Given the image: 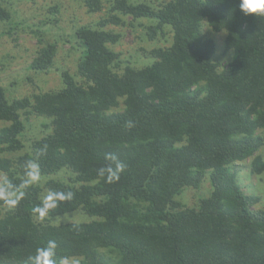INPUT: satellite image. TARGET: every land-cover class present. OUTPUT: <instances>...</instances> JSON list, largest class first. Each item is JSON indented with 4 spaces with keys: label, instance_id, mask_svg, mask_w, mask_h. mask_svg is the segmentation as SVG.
Wrapping results in <instances>:
<instances>
[{
    "label": "trees",
    "instance_id": "obj_1",
    "mask_svg": "<svg viewBox=\"0 0 264 264\" xmlns=\"http://www.w3.org/2000/svg\"><path fill=\"white\" fill-rule=\"evenodd\" d=\"M35 1L0 0L3 32L37 40L30 70L50 72L59 44L78 58L55 89L16 96L0 84V174L18 183L25 161L41 167L16 209L0 201V264H29L50 240L56 264H264V193L233 171L248 163L264 183V18L239 0H73L103 17L57 40L62 5ZM29 2L36 23L17 18ZM127 18L170 41L148 62L125 58L107 27ZM108 154L126 164L112 183L97 174ZM49 191L74 198L41 220L32 209Z\"/></svg>",
    "mask_w": 264,
    "mask_h": 264
},
{
    "label": "rangeland",
    "instance_id": "obj_2",
    "mask_svg": "<svg viewBox=\"0 0 264 264\" xmlns=\"http://www.w3.org/2000/svg\"><path fill=\"white\" fill-rule=\"evenodd\" d=\"M35 3L38 4V7L39 5H53L56 3L62 5L59 27L55 26L49 32V35L55 36L57 40L63 38L65 33L68 34L75 22H78L79 25H85L98 21L103 17L101 13L88 15L86 10L73 0H37ZM102 3L104 9L107 10L110 8L109 4L111 0H102ZM18 6H20L21 12H19L17 18L20 21L30 24L37 22L36 14L32 15L34 12L33 8L37 7L33 6L32 2L27 3V6H24V4ZM39 18L41 19V16L38 17V20ZM130 21L131 19L127 18L123 26L110 25L107 27V29L121 35L119 44L113 47V50L121 53L125 58L138 59L139 63L148 62V53L157 46H166L170 38L167 36V40L162 41L160 36L161 41L153 43L154 41L147 39L142 26ZM27 30L26 28L23 29V27L19 28L13 33V36L9 37L3 32V26L0 25V84L8 90L11 84H15L16 96H31L39 92L55 89L60 86V70H69L71 73H75L76 71L78 55L71 49L69 44H59V52L55 58V67L50 72L36 75L31 71L30 64L36 56L38 44L34 35ZM210 37L214 38L216 42L217 59L222 60L221 54L223 52L225 34H212ZM233 171L237 172V176L239 180L243 181L244 187L253 186L252 190L255 192L259 194L264 193V183H259L260 179L258 177L250 176L248 163L235 165ZM0 177L3 176L0 174ZM208 187V184L204 185L198 193L206 194ZM188 204L191 207L194 206L193 201L188 202ZM73 220L81 221L83 218L77 216ZM63 264L76 263L65 261Z\"/></svg>",
    "mask_w": 264,
    "mask_h": 264
},
{
    "label": "clouds",
    "instance_id": "obj_3",
    "mask_svg": "<svg viewBox=\"0 0 264 264\" xmlns=\"http://www.w3.org/2000/svg\"><path fill=\"white\" fill-rule=\"evenodd\" d=\"M239 10L252 19L264 18V0H239ZM46 147L41 150L42 154ZM106 160L109 163L98 169V176L108 183L118 181L126 164L115 154H108ZM22 167L23 176L18 183L6 176L0 177V201H3L10 210L16 209L27 195V190L41 181V167L37 160H27ZM73 198L72 191H49L43 196L41 202L33 207L32 212L42 220L57 209L61 202L71 201ZM56 248L55 241H48L46 246L36 249L34 256H29V264H56L54 259Z\"/></svg>",
    "mask_w": 264,
    "mask_h": 264
}]
</instances>
